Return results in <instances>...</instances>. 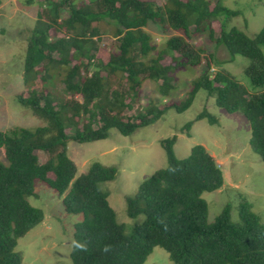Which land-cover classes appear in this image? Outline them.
<instances>
[{
    "label": "trees",
    "instance_id": "1",
    "mask_svg": "<svg viewBox=\"0 0 264 264\" xmlns=\"http://www.w3.org/2000/svg\"><path fill=\"white\" fill-rule=\"evenodd\" d=\"M36 1L40 8L26 38L22 72L28 96L16 99L43 124L0 131L6 161H0V264L21 263L15 251L18 239L43 220V211L28 201L38 197L35 181L62 196L66 214L82 217L74 226L71 264H144L155 247L165 250L174 264H264V224L249 202L241 200L238 222L230 220L226 204L207 223L201 194L221 188L223 174L204 146L195 145L188 157L177 159L176 137L161 141L167 166L126 197L127 216L143 217L128 231L117 222L101 187L115 178L117 169L92 163L75 178L76 165L67 155L70 141L103 140L111 128L129 136L155 123L168 108L184 111L203 90L217 107L244 115L251 130L248 144L264 164V91L252 94L228 72L209 71L212 64L240 55L250 62L244 70L250 85H264V24L254 38L228 28L240 12L222 0H163L161 5L143 0ZM211 22L219 25L217 35ZM150 24L182 35L159 46L146 30ZM203 32L226 50L228 59L206 58V69L192 79L182 101L163 109L152 103L134 108L145 80L160 82L157 92L167 97L176 87L175 73L201 63L203 49H194L186 38ZM103 35L112 39L108 48L100 41ZM37 81L40 88L34 87ZM200 119L217 123L202 110L185 124V132Z\"/></svg>",
    "mask_w": 264,
    "mask_h": 264
},
{
    "label": "rangeland",
    "instance_id": "2",
    "mask_svg": "<svg viewBox=\"0 0 264 264\" xmlns=\"http://www.w3.org/2000/svg\"><path fill=\"white\" fill-rule=\"evenodd\" d=\"M87 2V0H83ZM152 1L161 5L163 0ZM223 5L240 14L234 17L228 28L237 27L249 38H254L264 24V0H222ZM40 4L36 0H2L0 4V131L15 127L33 128L42 125V121L32 111L18 103L16 96H28V89L22 82L23 62L26 38L32 29ZM65 11L63 14H66ZM211 28L217 35L219 25L211 22ZM193 29V28H191ZM152 35L153 42L159 46L172 35L181 32L165 31L150 24L146 29ZM106 47L112 42L107 35L101 37ZM187 43L194 49L202 48L201 63L191 69L175 73L177 84L167 97L157 92L160 82L145 80L139 91L138 103L134 108H147L157 104L163 109L165 104L183 100L190 82L206 69V58L226 61L228 53L222 46H215L207 32L191 35ZM102 47V46H101ZM108 48V47H107ZM264 59V45L260 46ZM249 60L234 55L232 61L212 64L210 72L224 70L244 85L250 93H261L264 85L252 87L244 75ZM36 82L34 87L40 88ZM59 81L56 88H61ZM207 110L217 119L209 124L207 119L193 121L188 132L186 123ZM251 135L250 125L244 115L237 111L227 113L216 106L214 98L199 90L191 105L181 112L168 108L153 124L137 129L133 134L124 136L111 128L106 139L89 143H68L67 155L77 168L75 178L86 172L92 163L106 167H115L117 173L112 181L102 184L108 194V203L116 214L118 223L126 226L142 222L141 216L135 220L126 214V197L135 194L138 186L156 171L167 166V157L161 141L176 137L173 151L177 159H185L195 145H202L214 158L223 174L221 188L212 192H203L201 198L207 203V223H213L226 204L231 207L230 220L238 222V206L242 199L249 202L252 211L264 224V164L252 151L248 141ZM40 162L45 157L40 154ZM0 161L6 162L0 149ZM38 197H28L31 206L43 211L41 223L29 230L17 241L15 251L21 256L20 264H71L70 252L73 243L74 226L82 219L81 215L66 214L62 205V196L39 181L34 182ZM144 264H174L169 254L160 247L153 248Z\"/></svg>",
    "mask_w": 264,
    "mask_h": 264
}]
</instances>
